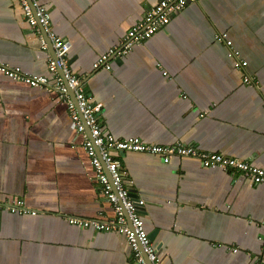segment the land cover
I'll return each mask as SVG.
<instances>
[{
    "label": "crops",
    "instance_id": "1",
    "mask_svg": "<svg viewBox=\"0 0 264 264\" xmlns=\"http://www.w3.org/2000/svg\"><path fill=\"white\" fill-rule=\"evenodd\" d=\"M158 2L40 0L53 30L71 43L69 68L87 75L82 85L104 131L148 143L182 141L264 168V0H198L123 61L112 60V69H94ZM224 34L249 62L257 87L243 83ZM41 37L48 38L29 25L18 0H0L3 63L50 74ZM72 125L56 89L0 74V199L24 200L38 212L30 216L20 205L0 211V264H137L119 232L63 223L65 216L113 213ZM122 161L126 187L146 202L144 227L162 264L264 263V184L187 156L166 163L130 152ZM209 241L240 250L227 253Z\"/></svg>",
    "mask_w": 264,
    "mask_h": 264
},
{
    "label": "built area",
    "instance_id": "2",
    "mask_svg": "<svg viewBox=\"0 0 264 264\" xmlns=\"http://www.w3.org/2000/svg\"><path fill=\"white\" fill-rule=\"evenodd\" d=\"M196 2L198 0H159L147 11L143 19L128 30L119 45L108 49L96 61L94 67L99 68L106 65L110 68L108 62L112 58L124 60L136 45L151 39L158 31L164 29L174 14ZM18 3L29 25L41 28L48 36V38L41 37V45L46 57L50 60L48 65L50 74L32 75L19 67H9L1 60L0 74L16 82L26 83L34 89L48 92L56 89L70 112L76 138H80V144L88 155L90 163L94 166L95 175L102 187L104 197L113 206V214L109 218L103 219L100 214V217L95 219L71 217V219H65V222L82 229H94L102 232L117 231L124 236L127 244L131 247L132 256L137 264H162L160 251L154 246L151 236L144 227L140 209L145 206L146 202L134 199L131 191L125 186L121 167L122 158L127 153L139 152L158 155L166 163H169L174 156L192 157L199 160L205 167L219 168L234 176L246 177L255 184H264V168L253 165L249 161L228 157L222 153L201 150L182 141L171 145L148 143L139 137L116 138L111 133L104 131L99 120V109L90 102L82 85L86 76L74 73L68 66L71 44L53 30L49 8L41 4L40 0H18ZM223 37L243 83L248 87H257L260 81L252 78L248 72L249 62L240 57V52L235 49L233 41L227 34H224ZM54 60L57 62L55 63ZM70 91H74L73 95L70 94ZM72 148H76L75 143L72 144ZM17 204L5 205L0 199V211L4 208L15 210L19 205L22 208L24 201L21 200ZM26 211L30 213L29 210ZM208 244L212 247H223L227 253L240 250L239 247L226 245L222 241H209ZM261 249L264 250V247ZM246 255L250 257L252 253L246 251ZM257 264L264 263L260 260Z\"/></svg>",
    "mask_w": 264,
    "mask_h": 264
},
{
    "label": "clouds",
    "instance_id": "3",
    "mask_svg": "<svg viewBox=\"0 0 264 264\" xmlns=\"http://www.w3.org/2000/svg\"><path fill=\"white\" fill-rule=\"evenodd\" d=\"M70 44H71V43H70ZM70 49H71V48H70ZM107 51H108V50H107ZM107 51H106V52H107ZM106 52H105V53H106ZM105 53H104V54H105ZM101 56H102V55H101ZM101 56H100V57H101ZM100 57H99V58H100ZM99 58H98V59H99ZM98 59H97V60H98ZM112 60H114V59L112 58V59L108 62V63L110 64V68H108L106 65H102V66H100L99 68H95V67H94V69L97 70V69H100V68H102V67H105V68H107L108 70H110V69L113 68V63H111ZM115 60H116V59H115ZM115 60H114V62H115ZM95 63H96V62H95ZM95 63H94V64H95ZM85 76L87 77V75H85ZM38 90H39V89H38ZM73 92H74V91H70V94L73 95ZM64 104H65V103H64ZM122 167H123V161H122ZM122 167H121V172H122ZM122 175H123V174H122ZM123 178H124V177H123ZM97 182H98V180H97ZM98 183H99V182H98ZM99 185H100V183H99ZM125 186H126V185H125ZM100 190H101L102 195L104 196V194H103V192H102V187H101V185H100ZM104 198H105V197H104ZM105 199H106V198H105ZM106 200H107V199H106ZM23 201H24V200H23ZM23 206L25 207L26 210H29V211H30V213H28L30 216L38 215V212H37V211L31 210L30 208L26 207L25 202H24V205H23ZM111 206H112V205H111ZM112 208H113V206H112ZM33 212H35V213H37V214H33V215H32ZM112 214H113V213H112ZM141 214H142V213H141ZM71 217H78V216H65V217H63V219H62V220H63V223L66 224V225H69V226H74V227L80 228V227H78V226H75L74 224H71V223H69V222H65V219H67V218L71 219ZM79 218H83V217H79ZM83 219H87V218H83ZM80 229H82V228H80Z\"/></svg>",
    "mask_w": 264,
    "mask_h": 264
},
{
    "label": "water",
    "instance_id": "4",
    "mask_svg": "<svg viewBox=\"0 0 264 264\" xmlns=\"http://www.w3.org/2000/svg\"><path fill=\"white\" fill-rule=\"evenodd\" d=\"M121 61H123V60L116 59V60H115V63H118V62H121ZM113 67H115L114 63H113ZM142 208H143V207H142ZM142 208H141V209H142ZM141 213H142V212H141Z\"/></svg>",
    "mask_w": 264,
    "mask_h": 264
},
{
    "label": "trees",
    "instance_id": "5",
    "mask_svg": "<svg viewBox=\"0 0 264 264\" xmlns=\"http://www.w3.org/2000/svg\"><path fill=\"white\" fill-rule=\"evenodd\" d=\"M15 204V203H14ZM6 209H9V208H6Z\"/></svg>",
    "mask_w": 264,
    "mask_h": 264
}]
</instances>
